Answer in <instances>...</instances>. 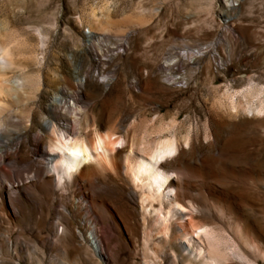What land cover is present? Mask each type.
I'll list each match as a JSON object with an SVG mask.
<instances>
[{
	"label": "rangeland",
	"instance_id": "1",
	"mask_svg": "<svg viewBox=\"0 0 264 264\" xmlns=\"http://www.w3.org/2000/svg\"><path fill=\"white\" fill-rule=\"evenodd\" d=\"M0 38L9 49L0 79L11 87L16 83L19 98L11 103L0 97L10 108L0 111V132L8 143H0V182L6 181L20 208L16 211L0 191L1 259L6 261L0 264H187L181 257L147 251L140 188L124 173L117 177L107 171L105 179H90V190L106 201L94 202L100 222L89 212L90 203L80 200L85 189L71 176L65 188L56 178L44 180L52 174L46 163L54 134L41 124L50 120L62 128L66 123L48 111L66 83L72 84L69 95L81 93L80 136L89 140L94 129L124 133L130 142L156 138L160 117L171 121L178 113L182 140L197 147L213 143L210 158L232 195L228 202L206 199L210 217L200 221L223 234L225 264H264V0H0ZM231 97L244 106L235 109ZM64 110L69 118L71 108L66 104ZM39 144L45 154L36 153ZM5 148L18 152L11 162H1ZM17 158L22 163L17 165ZM251 218L255 249L241 234ZM95 225L107 236L109 259L92 246ZM66 226L80 236L69 233L54 244ZM8 240L24 243L18 258L7 254Z\"/></svg>",
	"mask_w": 264,
	"mask_h": 264
},
{
	"label": "bare ground",
	"instance_id": "2",
	"mask_svg": "<svg viewBox=\"0 0 264 264\" xmlns=\"http://www.w3.org/2000/svg\"><path fill=\"white\" fill-rule=\"evenodd\" d=\"M2 41L3 40H1L0 38V73L1 74H2L1 72L2 68L6 66L9 57V52H8L9 49L5 48V45L2 43ZM11 61H9V63ZM80 69L78 71H80ZM1 74L0 77L3 76ZM7 83L9 84L10 82L9 81L6 82L5 80L0 79V97L11 98L12 99L11 103H13L14 99H19L16 97L17 95L15 94L16 92L15 88L18 85L15 83L16 87H14V84L11 82L13 84L14 87L13 88L7 85ZM18 84L20 85V83ZM78 85L82 87L84 85L83 81L82 80L78 81ZM19 88L20 91L22 87L19 86ZM71 88H72V84L66 83V86L60 89V93L57 94L54 98H52L51 102L48 105L49 114L52 116L54 120H58V118L61 117L66 118L65 119L66 123H63L64 125L62 126V128H59V125H57L58 122L55 123V121L53 122L50 120H44V122L41 124V127L45 132L50 131L53 132L52 135L54 134V139L50 143L51 150L48 153L50 157L48 158V161L46 163L48 168H51L52 174L48 173V175L45 176L43 175L44 180L48 179L49 181H52V179L56 178L59 184L64 185L66 183V177L68 175L71 176L75 181V183L81 184L82 187H84L85 189L82 199L80 200L86 203H90V207L88 208L89 212L94 214L97 217L98 221L100 222L101 221L100 214L96 212L94 202L98 201L97 197L102 198L101 199L102 203H106V201L103 198L104 196L102 194L94 195L93 193L94 191L92 189L90 190L91 187L90 179H94V180H99L101 178L105 179L107 178V173H106L107 171H111L117 177H121L122 173H124L126 176H128L131 179V181L136 185V187L140 188L139 200L143 212L144 238L146 240V245H147L146 248L148 249L147 251L151 252L152 254L161 253L164 256H168V257L169 256H172L174 258L181 257L186 260L187 264H225L226 262L225 258L227 256L223 252L224 250L223 248L226 247L223 246V241H222L223 234L220 233L221 232L220 230L218 231L213 226L210 227L209 225L202 224L200 221L201 218L210 217V214L205 206V203H208V201L206 202V199L215 198L223 202H228L230 201L232 195L231 194L232 192L228 191L226 187H224L220 182L219 172L214 167L213 160L210 158L209 154L211 152V146H213V143L209 144L211 146L197 147L195 145H190L189 143L190 139L186 138L185 141L182 140V137L178 134L179 133L178 129L184 123L183 121L178 123L177 121L179 118L178 113L176 117H174L171 121L170 120L165 121L164 119L165 117H160L158 121L159 124H161V127L157 128V131L155 130L158 134L156 138H147V137L145 138L144 136H142L144 138H142L141 141L137 137L136 140L138 139L139 141L138 140L136 141L135 139H133L135 138L133 135V137L131 136L133 140L132 142H130L127 139L128 136L124 135V133L123 135H121L118 133H114L113 131L111 132V130L105 131L101 129H94L95 130L94 139L92 140L93 138L92 137L93 131H92L90 136L91 140H89L88 139L89 137L88 138L82 137L83 135L80 136V132L82 130L81 127H83V125L81 124L82 118H80L81 112L79 111L80 108L78 106L81 100V99L79 100L81 93L76 92V95L73 96L71 94L69 95L70 91H72L70 90ZM239 94H242V92ZM245 94L248 93L245 92ZM68 95L73 99L71 101L72 103L71 105L68 104V100L66 99V96ZM224 96L225 95H223V97ZM226 97H228V95ZM8 98L5 100H8ZM233 98L231 97L230 102L234 104L233 107L235 109L237 108V105L244 106L242 100H240L239 98H238L239 100H234ZM82 99H84V97H82ZM2 101L5 104V101L4 100ZM248 101L249 100H247V103ZM20 102L19 105L21 104ZM253 102L255 101L253 100ZM66 104L68 108H71V112H70L71 116H69V118L65 110L64 112L62 111V108L66 106ZM6 106H8L7 108H9L8 102L7 105L6 104L3 105L0 102V111H2V109L6 111L7 109ZM83 109L86 111L88 108L84 106ZM252 110H254L253 107L251 108V111ZM255 110L259 111V107H256ZM89 118L91 119L90 115L87 116V119ZM97 119L95 120V122H97ZM68 121L69 122L72 121L71 124ZM88 123L89 120L87 122V125ZM151 127H153V125H151ZM88 128L89 127H87L86 129L88 130ZM146 130L145 132L147 133L148 131ZM148 133H150V131ZM3 134H1L0 132V143L2 144V146L6 147L8 146V143L3 139L2 136ZM214 137L216 140L215 141L216 145L217 146L221 145V141L219 140V137H217V135L215 136V134ZM188 138H190V135L188 136ZM40 139L42 140V137ZM17 145H19V143ZM188 147L189 149H187ZM5 149L3 151L1 150L2 151L1 162L2 161L11 162L13 160L12 155L18 152L14 150H13L14 152H10L8 149L6 150ZM36 153L45 154V151L41 148L40 144L38 146ZM36 159H38V157ZM14 161L17 164L18 162L22 163L23 160L22 158H17ZM14 165L13 167L15 168L16 166ZM2 169L3 168L1 167L0 174ZM35 173L38 175L40 173V169H36ZM36 174H34V178L37 177L35 176ZM5 183L3 181L0 182V191L4 195L3 198L4 199L8 198L10 205L14 206L16 211H20V208L16 207V205L14 204L15 198L10 193V187H7ZM100 189L102 190V187H100ZM130 196L132 197V199L135 198L133 193H131ZM24 197L26 198L27 201L32 200V196L28 193L25 194ZM64 208L65 210H68L67 207ZM253 221L254 219L251 218L250 223H248L247 226H242V232H241L243 239L246 240L247 244L251 249H255L257 247L255 241V235L257 231L255 229L256 226ZM69 228L70 227L68 226L62 228V232L60 233L59 238L54 240V244L57 243L56 242L57 240L62 239L69 233L72 236H77V237L80 236V233L77 228L73 231H71V228L70 229ZM228 233L229 232H227V234ZM91 236H92V246L94 247L95 252L98 255L102 256L103 258L109 259L110 255L107 252L108 240L105 233L95 225L91 230ZM226 236H224V238ZM226 238H228V236ZM150 242L151 243L156 242L160 247L156 249L150 245ZM228 245L227 247H229ZM24 246H25L24 243L21 244L19 242H13L8 240V244L5 247L7 254L12 259V258H18L17 257L18 249H23ZM1 250L2 249L0 246V263L6 262L1 259V254H2ZM240 252L241 254H244V256L247 255L245 251L242 249H240Z\"/></svg>",
	"mask_w": 264,
	"mask_h": 264
}]
</instances>
